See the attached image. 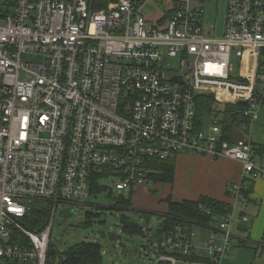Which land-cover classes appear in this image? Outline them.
Listing matches in <instances>:
<instances>
[{"label":"built area","instance_id":"1","mask_svg":"<svg viewBox=\"0 0 264 264\" xmlns=\"http://www.w3.org/2000/svg\"><path fill=\"white\" fill-rule=\"evenodd\" d=\"M151 1L0 0V264H45L58 205L88 198L104 172L98 184L123 192L151 186L153 162L226 158L241 165L227 188L234 204L247 203L245 181L264 179L250 136L236 137L264 106V0H227L219 39L203 23L204 0H173L149 21L142 9ZM200 96L213 101L206 132ZM238 102L246 105L229 142L220 107ZM35 203L49 206L39 233L24 225ZM198 208L214 222L174 226L156 264L187 263L176 255L219 264L234 244L233 223L249 221L235 220L234 206L222 216ZM193 227L209 233L198 251Z\"/></svg>","mask_w":264,"mask_h":264},{"label":"rangeland","instance_id":"2","mask_svg":"<svg viewBox=\"0 0 264 264\" xmlns=\"http://www.w3.org/2000/svg\"><path fill=\"white\" fill-rule=\"evenodd\" d=\"M173 2V0L151 1L146 4L144 13L151 16L149 21H156L171 11ZM201 7L204 25L214 26L212 35L215 39H219L226 19L227 0H204ZM40 60V56L23 57V61L27 63H35ZM232 63L236 65L234 59ZM20 76L25 78L22 74ZM220 110L223 111L224 108L221 106ZM263 122L264 106L258 109L250 130L241 132L239 138L250 136L256 141L258 136L262 138L264 136ZM209 126L208 119L203 121L205 132ZM261 181L264 182V179ZM195 185L192 171H189L187 167L179 169L176 165L172 187L163 184L155 189L154 185H146L145 190H133L131 196L133 208L130 210L121 211L116 207L114 198L119 195L118 192H113L112 197H108V192H104L95 195V197L89 196L83 201H77V204H59L52 219L50 242L59 253L82 243H98L102 252V264H156L159 255V243L156 235L166 220L156 212H163L162 210L165 209L163 200L169 194L172 195V198L187 196L196 191ZM102 186L113 189L110 180L104 181ZM121 194L128 198L130 193L129 190H126ZM245 204L236 203L233 205L235 220L239 218L240 212H244L241 211V205ZM86 215L95 216H91L93 223L88 227H85L83 223ZM245 215L249 221L242 229H238L236 222L233 223L231 234L235 236L234 244L219 264H264V253L262 252L264 251V220L262 219L264 202L262 205L258 203L248 205ZM124 217L135 222L141 228L142 234L124 233L121 226V219ZM184 221L199 223L191 219H184ZM191 231L195 235L191 245L198 251L208 239L209 233L200 227H193ZM206 255L204 252L205 257Z\"/></svg>","mask_w":264,"mask_h":264},{"label":"trees","instance_id":"3","mask_svg":"<svg viewBox=\"0 0 264 264\" xmlns=\"http://www.w3.org/2000/svg\"><path fill=\"white\" fill-rule=\"evenodd\" d=\"M213 106L212 98L208 99L206 96H200L197 99V121L198 126L201 128L203 124L204 116L210 112ZM224 110L222 113L221 128L224 134V138L231 142L235 139L234 131L237 129L241 122L236 114L237 110H240V106L236 104H226L223 106ZM254 156H260L263 148L252 144ZM255 156V157H256ZM177 159V158H176ZM162 161V162H153L151 163V168L155 170L152 174L151 181L155 189L161 185L172 187L174 183L175 175V160ZM260 159V158H259ZM108 172H104L94 179V182L90 188L89 196H94L108 192V197H112L113 190L98 184L102 177H106ZM145 185L137 186L135 188L129 189V197L125 198L121 193L114 198L116 207L121 211H127L133 208V203L131 201V196L133 195V190L141 191L145 190ZM227 193V191H226ZM228 196V194H227ZM164 210L159 213L161 217L166 218L164 223L161 225L157 236V241L159 245L161 244L162 239L165 236H169L174 232V226L181 225L184 222V219H191L193 221H198L204 225L214 222L213 217L203 214L202 209L198 208L199 206L207 208L212 211L214 215H224L229 211V205L223 201L216 199L200 196L195 200H181L176 201L172 198V195L169 194L164 200ZM93 215H86L84 220V226H90L92 222ZM49 218V206L42 203H35L31 207L27 218L25 219L24 225L27 230L39 233L47 225ZM122 230L126 234L130 235H141V228L129 218L124 217L121 219ZM161 253L168 254L167 251L160 248ZM264 253V251H262ZM180 259V255H176ZM185 261L188 262H200L205 261L199 257H185ZM45 264H102V252L101 247L98 243H82L78 246H74L63 253H59L49 242L46 262Z\"/></svg>","mask_w":264,"mask_h":264},{"label":"crops","instance_id":"4","mask_svg":"<svg viewBox=\"0 0 264 264\" xmlns=\"http://www.w3.org/2000/svg\"><path fill=\"white\" fill-rule=\"evenodd\" d=\"M144 11L145 7L142 9V13L149 20L151 16L148 15V13H144ZM257 119L259 120V118ZM239 136L240 134L236 135V137ZM257 139L258 140L256 141L251 138V141L254 145L261 146L263 150L260 156H255L264 159V136L262 138L258 136ZM176 165H178L179 169L187 167L189 171H192L195 178L196 185L194 187L196 191L187 196L173 198L174 200H195L198 197L203 196L223 201L229 206L234 205L233 201L227 196L226 191L229 184L240 179L241 165L238 162L226 158L213 159L211 157L183 155L175 160V173ZM245 185L248 188L247 202L249 203L241 205V211L246 213L248 205H256L257 203L262 205V202H264V182L261 181V179L257 181H245ZM262 219L264 220V215ZM180 259L185 261L184 258ZM187 263L193 264L196 262L187 261Z\"/></svg>","mask_w":264,"mask_h":264},{"label":"water","instance_id":"5","mask_svg":"<svg viewBox=\"0 0 264 264\" xmlns=\"http://www.w3.org/2000/svg\"><path fill=\"white\" fill-rule=\"evenodd\" d=\"M175 80H180V78L179 77H176V78H174ZM238 105H246V102H238Z\"/></svg>","mask_w":264,"mask_h":264}]
</instances>
